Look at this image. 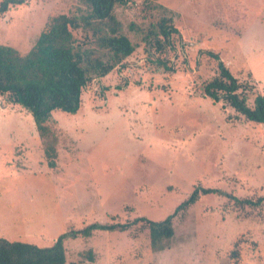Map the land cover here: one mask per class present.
Masks as SVG:
<instances>
[{"label":"rangeland","instance_id":"obj_1","mask_svg":"<svg viewBox=\"0 0 264 264\" xmlns=\"http://www.w3.org/2000/svg\"><path fill=\"white\" fill-rule=\"evenodd\" d=\"M85 13L78 0H27L0 14V45L26 54L49 18ZM113 15L134 52L87 85L75 114L52 112L53 167L31 115L0 97V237L49 246L93 222L161 221L194 188H214L232 197L180 211L168 249L154 252L138 223L65 241L67 264H264V201L232 199L264 197V125L200 93L217 72L207 52L254 84L249 105L264 93V0H132ZM164 18L169 42L147 39ZM72 33L95 47L90 31Z\"/></svg>","mask_w":264,"mask_h":264},{"label":"trees","instance_id":"obj_2","mask_svg":"<svg viewBox=\"0 0 264 264\" xmlns=\"http://www.w3.org/2000/svg\"><path fill=\"white\" fill-rule=\"evenodd\" d=\"M78 1L84 5L86 13L81 17L58 15L49 18L45 30L26 54H20L12 46L0 45V97L3 98V105L20 106L31 115L38 136L45 142V151L51 149V156L45 154L50 167L54 166L57 145L50 127L52 112L59 110L75 114L81 107V95L87 85L120 67L135 49L121 33V24L113 15L116 5L125 6L132 0ZM26 2L2 0L0 14ZM167 21V18L161 19L156 24L157 32H149L145 37L154 36L158 44L169 42L176 29ZM79 28L91 32L95 42L93 49L75 46L72 31ZM207 55L217 60V72L201 86V96L215 103L221 102L222 107L233 110L236 117L264 125V93L256 95L249 105L248 94L253 91L254 84L239 82L217 56L210 52ZM210 194L232 197L219 189L196 187L161 221L138 217L126 223L93 222L80 229L61 233L49 246L0 237V264H67L65 241L89 237L95 231L124 233L138 223L148 231L152 250L161 252L171 245L173 219L177 214L194 205L201 196ZM232 199L242 208L245 205L256 207L264 201V197L255 201ZM232 255L235 256V253L232 252ZM89 260H92V256H89Z\"/></svg>","mask_w":264,"mask_h":264},{"label":"crops","instance_id":"obj_3","mask_svg":"<svg viewBox=\"0 0 264 264\" xmlns=\"http://www.w3.org/2000/svg\"><path fill=\"white\" fill-rule=\"evenodd\" d=\"M23 5V4H22ZM7 12V11H6Z\"/></svg>","mask_w":264,"mask_h":264}]
</instances>
